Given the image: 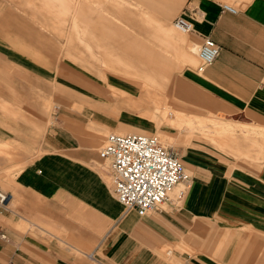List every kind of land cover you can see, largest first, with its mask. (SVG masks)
I'll return each instance as SVG.
<instances>
[{
  "label": "crops",
  "instance_id": "0c3cea01",
  "mask_svg": "<svg viewBox=\"0 0 264 264\" xmlns=\"http://www.w3.org/2000/svg\"><path fill=\"white\" fill-rule=\"evenodd\" d=\"M47 1L0 0V63L6 60L25 74L18 77L20 85L31 86L36 78L50 79L51 84L50 63L59 47L45 37H66L71 29L79 34L86 18L96 30V20L106 19L101 9L89 6L102 0H71V28L69 14L64 20L57 18L58 10ZM180 1L105 2L118 20L140 14L137 4L141 2L146 14L154 9L142 38L119 33L117 26L109 28L120 36L127 52H136L147 64L149 35L158 42L175 32L163 20L173 7L176 16L182 14L191 21L192 29L184 37L173 35L174 63L180 69L170 81L160 71L156 78L147 71L133 74L128 69L126 77L107 74V70L104 74L100 69H109L111 64L100 66L81 56L79 50L75 55L65 41L59 57L62 63L54 67H60L61 78L74 82L76 88L59 82L68 95L61 96L47 125L17 129L10 124L22 121L16 111L8 112L0 105V133L4 135L0 141L20 142L19 134H30L33 140L42 133L35 147L43 150L26 164L27 160H18L0 170L5 173L0 179L6 188L0 186L10 195L7 206H0V233L5 235H0V264H264V0L238 3L239 8L232 5L237 10L234 13L222 8V0ZM7 5L12 8L6 9ZM54 25L58 32L52 30ZM207 37L216 42L219 53L199 71L197 49ZM99 43L104 52L114 51L104 41ZM3 44L12 46L11 52ZM87 47L96 58L94 48ZM72 54L76 68L65 62L74 59ZM160 58L158 63L166 61ZM103 75L108 83L102 82ZM18 82L12 81L14 85ZM167 83L163 91L166 103L159 95L160 104L155 107L158 121L154 128L145 119L150 108L149 85L160 90ZM40 97L51 101L52 88ZM168 106L173 111H167ZM28 113L36 118L34 112ZM166 122L191 131L199 128L212 139L234 133L237 151H219L218 146L205 142L210 149L205 154L180 158L191 176L184 197L177 198L185 187L182 182L172 191L175 196L170 194L171 200L157 210L138 214L117 200L107 178L109 171L103 170L109 167L108 161L99 166V147L110 131H158L161 140L165 137L173 143L176 138L166 133L173 130Z\"/></svg>",
  "mask_w": 264,
  "mask_h": 264
},
{
  "label": "rangeland",
  "instance_id": "374dc122",
  "mask_svg": "<svg viewBox=\"0 0 264 264\" xmlns=\"http://www.w3.org/2000/svg\"><path fill=\"white\" fill-rule=\"evenodd\" d=\"M88 3H92L91 0H84ZM107 0H102V2L99 5L96 4H91L89 6H95L97 9H101L102 17L106 19H101V20H96V24L98 28L95 30L91 27V20L89 21L87 18L81 22L82 26H85V29L83 27L79 28V34L73 31V29L70 30V34L65 37V35L60 36L58 38H47L45 37L46 40L48 41H55V45L59 47V53L57 54V57H55L54 61L50 63L53 68L50 71L52 72L50 75L52 76V82L51 84L49 83L50 79H42V81L39 78H36V81L33 83V85H28L25 83H22L21 85L18 82V77H23L25 74L18 70H14L13 67H11V64L4 60L5 62L2 63L3 67H0V105L5 108L6 110L9 111H16V115L21 119V122L18 123H13L9 119V116L6 114L5 119L10 121L12 125L15 126V128L19 129H27L28 127H33L39 129V126L37 125H42L45 126L47 125L52 119L50 117L51 112H55L58 108L57 105H60L61 103V96H67V89L64 86H61L59 82L64 81L67 82L70 88H76V85L74 82L71 81H66V79L61 78L62 76V69L54 67L57 64H60L59 57L61 56V51L66 47L64 45V42L67 41L66 43L68 44L69 49L74 50V54L77 55L79 50L81 56H86L90 57V60L93 62H97L101 66L100 63L103 64V66H106V64H111L113 67L107 69H100L101 72L105 74V71L107 74H115V75H121L125 76L127 74V70H130L133 74H137V72H141L142 74L147 71L148 75L150 73V76L157 77V71L162 72L164 75H166L169 78V81L171 77L174 75V73L179 70L178 64L174 63V48H173V40L174 37L173 35H181L184 37L186 34L185 32L179 31L173 24L172 18L175 17L178 14V11L174 13V7L172 8V11L170 14L167 16H164L163 20L169 22L172 27H174L175 32L171 34L172 36L167 38L166 36L162 38V40H159L158 42L155 41L153 37L149 35V43H150V61L149 64L143 63L141 61V58L139 55L135 52H127V48L125 47V43L121 42V38L118 35H115L116 33H113L112 31H109V28L112 26H117L118 27V32L119 33H125L128 35H134L135 39L136 38H142V31L147 29L148 23V15L152 14L153 10L150 8L148 9L149 14H146V8L144 9L141 7L143 4H137V9L138 12L141 13L135 15L136 17H133L131 19L125 20V19H117V17H113L115 14L110 11V6L109 4H105ZM225 4H231V0H222ZM250 0H233V3L231 5H234L236 8H239L238 3H247ZM45 1H42V5ZM48 4H53L52 8L55 10H58L56 12L57 18H63L66 16V14H69L71 21H70V27L72 28V17H73V3L71 0H48ZM184 0H181L179 4L183 3ZM46 6V5H45ZM24 7V5H22ZM114 7V5H113ZM12 7L11 5H7L6 9L10 10ZM174 13V14H173ZM173 14V15H172ZM88 16V15H86ZM122 16V15H121ZM171 16V17H170ZM101 17V18H102ZM111 17H113L111 19ZM170 18V20L168 19ZM59 23V21H58ZM95 24V22L93 21ZM144 28V30H143ZM54 32H58L59 28L58 25H54L52 28ZM61 33V32H59ZM81 38L84 42L82 44L78 43L77 36ZM146 34V32H144ZM130 37V36H129ZM168 39L169 42L165 41L164 44V39ZM72 40V41H70ZM104 41L105 44H107V47L114 50L113 52L106 53L103 50V46L100 45L99 41ZM74 41V43H73ZM92 41L95 43L94 47L91 45ZM86 43V44H85ZM4 48L10 50L12 49V46L8 44H3ZM87 45H90V49L94 50L93 53L95 54L96 58H92L91 53L87 50L88 47L86 48ZM83 48L85 51H83ZM160 51V53H159ZM76 52V53H75ZM104 53V54H103ZM152 53L156 56L153 57ZM72 54L74 59H65V62H69L76 68V56ZM55 55V54H54ZM163 57L165 58L166 61H163L158 63L156 60L158 57ZM71 57V56H70ZM72 58V57H71ZM98 58L100 59L98 61ZM160 58V59H161ZM162 58V59H163ZM155 59V60H154ZM166 62V66H165ZM0 63V64H1ZM197 62H195L193 65H196ZM96 64V63H95ZM149 65V66H148ZM108 66V65H107ZM159 66L161 68H159ZM159 68V69H158ZM45 71V70H43ZM102 82L108 83L107 82V76L103 75L100 77ZM15 80L18 82L17 85H14L12 81ZM46 81V82H45ZM168 81V83H169ZM136 84V87L140 90V86L138 82L136 83L135 80L133 81ZM36 83V84H35ZM168 83L164 87V89L156 90L152 85H149V98H150V108H149V116L146 117V121H149L153 124V127H157V110L155 107L160 104L159 102V95L162 99V102H164V93L165 88L167 87ZM52 88V96L53 99L51 101H46L42 100V97L40 95L45 92L47 93L49 89ZM71 94L75 93L74 91L69 90ZM41 93V94H39ZM160 93V94H159ZM17 95V96H16ZM71 96V95H70ZM21 98H27L29 99L28 101L21 100ZM20 99V100H18ZM167 101V100H166ZM44 104V107L41 108L42 104ZM166 102H164L165 104ZM37 105V107H36ZM39 105V107H38ZM170 105V102H169ZM20 112L19 114L17 112ZM29 111L34 112L36 115V118L32 116H27ZM167 111H173L171 107L168 106ZM36 112H38L36 114ZM153 113V116L150 117V114ZM37 117H40L39 119ZM20 126V127H19ZM165 126L173 129V130H166V133L169 136H174L176 138V141L171 143L167 141V139L164 137V140L160 139V134L161 132L158 131H152L150 135H155L158 136L159 141L163 146H166L170 148L179 158L185 157L186 155H189L190 153H200V154H205V152L209 151L210 149L205 148V142H208L209 144H213L218 146L219 151H230V152H236L237 147H236V137L235 134H229L228 136H220L216 139L209 138L208 136H204L202 131L199 128H196L194 130H189L186 129L185 127L182 126H169L168 122L165 123ZM42 130V128H40ZM163 133V132H162ZM105 134V133H104ZM0 135L4 136L2 133ZM34 137V134H31ZM41 134H37L36 137L32 140L30 138V134H19L20 136V142L16 141H0V170L3 171L6 168H9L13 166L14 164L18 163V160H27L25 162L28 163L31 160L35 159L43 150L40 148H36L35 144H37V139L41 138ZM218 135V134H217ZM104 139V135H103ZM104 141V140H103ZM3 142V143H2ZM6 142H9V144ZM102 143V142H101ZM105 143V141H104ZM103 144V143H102ZM256 146H258L256 143H252ZM193 145V146H198V148H189L188 146ZM101 147V146H100ZM99 147V148H100ZM220 147V148H219ZM225 148V149H223ZM259 151H262L261 149ZM99 154V153H98ZM102 162L99 163V166L102 168L105 165L106 160L101 159ZM104 162V163H103ZM23 164V166L25 165ZM108 165L106 168H103V170L106 172L109 171ZM19 170V169H18ZM17 171V169H15ZM13 169V172H15ZM5 176V173L2 172L0 174V178ZM109 179V177L107 176ZM108 181V180H107ZM109 183V182H108ZM0 184L6 188L1 179H0ZM171 196H175V194H171Z\"/></svg>",
  "mask_w": 264,
  "mask_h": 264
},
{
  "label": "built area",
  "instance_id": "2783aa9c",
  "mask_svg": "<svg viewBox=\"0 0 264 264\" xmlns=\"http://www.w3.org/2000/svg\"><path fill=\"white\" fill-rule=\"evenodd\" d=\"M222 8L236 12L228 4H223ZM173 24L182 32L192 29L191 21L182 14L174 18ZM218 53L216 42L205 38L197 49V69L201 71L211 64ZM98 153L101 159L109 163L108 176L117 200L126 208L136 209L138 214L157 210L170 199L169 191L179 182H183L185 187L179 192L178 200L187 192L191 176L184 163L170 148L163 146L155 135L110 131ZM9 197L0 187V206H7Z\"/></svg>",
  "mask_w": 264,
  "mask_h": 264
},
{
  "label": "bare ground",
  "instance_id": "6f19581e",
  "mask_svg": "<svg viewBox=\"0 0 264 264\" xmlns=\"http://www.w3.org/2000/svg\"><path fill=\"white\" fill-rule=\"evenodd\" d=\"M228 5H230V4H228ZM232 6V5H231ZM233 8H235L234 6H232ZM236 9V8H235ZM235 11H237V10H235ZM180 31V30H179ZM182 32V31H181ZM186 33V32H185ZM114 132H116V131H114ZM129 132H136V131H129ZM118 133H127V132H118ZM142 133V132H141ZM144 134H146V133H144ZM146 135H150V134H146ZM157 137V136H156ZM158 138V137H157ZM181 160V159H180ZM182 161V160H181ZM185 169H186V167H185ZM186 171H187V169H186ZM187 173H189L188 171H187ZM180 183H182V182H179L178 184H180ZM178 184H176L170 191H169V193H168V195H169V198H170V194L172 193V191L177 187V185ZM1 187V186H0ZM2 188V187H1ZM2 190H3V188H2ZM183 190V189H182ZM4 191V190H3ZM181 191V190H180ZM4 192H6V191H4ZM6 193H8V192H6ZM9 194V193H8ZM10 198V197H9ZM9 201V200H8ZM3 207H6V206H3Z\"/></svg>",
  "mask_w": 264,
  "mask_h": 264
}]
</instances>
